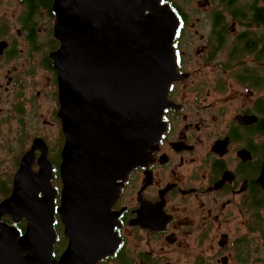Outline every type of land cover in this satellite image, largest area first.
<instances>
[{"label": "flooded vegetation", "instance_id": "obj_1", "mask_svg": "<svg viewBox=\"0 0 264 264\" xmlns=\"http://www.w3.org/2000/svg\"><path fill=\"white\" fill-rule=\"evenodd\" d=\"M160 1L179 19L164 130L141 164L113 180L112 223L91 264H264V0ZM54 2L0 0V204L36 139L62 202ZM33 153L38 172L44 154ZM0 224L18 244L28 218L4 214ZM54 226L59 261L70 239L57 212ZM17 247L6 264H26L24 242Z\"/></svg>", "mask_w": 264, "mask_h": 264}, {"label": "water", "instance_id": "obj_2", "mask_svg": "<svg viewBox=\"0 0 264 264\" xmlns=\"http://www.w3.org/2000/svg\"><path fill=\"white\" fill-rule=\"evenodd\" d=\"M54 9L60 45L51 57L66 136L62 202L56 206L48 147L36 139L22 159L13 194L0 204V219L28 218L21 241L26 264H78L79 256L91 264L112 223L106 208L114 198L113 180L141 164L164 130L179 19L160 0H55ZM36 148L44 155L33 172ZM56 212L70 239L59 261L52 259ZM82 241L87 244L79 251ZM21 242L14 244L11 230L0 226V264L17 256Z\"/></svg>", "mask_w": 264, "mask_h": 264}]
</instances>
